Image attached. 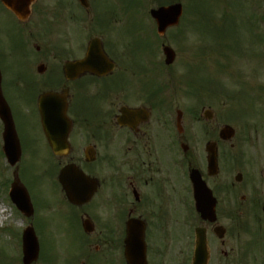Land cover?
Masks as SVG:
<instances>
[{"label": "flooded vegetation", "instance_id": "flooded-vegetation-1", "mask_svg": "<svg viewBox=\"0 0 264 264\" xmlns=\"http://www.w3.org/2000/svg\"><path fill=\"white\" fill-rule=\"evenodd\" d=\"M129 1L35 0L21 20L0 0V91L22 148L0 185L18 230L36 231L40 253L32 264H195L197 231L206 236L205 264H264V152L260 159L256 147L222 139L227 118L212 104L200 106L204 97L190 95L181 107L177 96L164 93L154 64L163 60L164 43L155 31L137 53L111 46L105 32L113 23L120 29L128 23ZM66 5L74 20L57 21ZM122 32L117 41L129 44ZM27 93L34 126L10 104ZM42 97L45 113L39 109ZM4 132L0 118V158L7 162ZM204 136V146H194ZM36 147L49 156L45 174L53 192L46 207L31 188L36 182L25 179ZM71 164L91 178L89 184L78 174L61 177ZM195 169L215 198L214 219L197 209ZM16 175L30 194V215L9 197ZM85 187L92 192L87 200L79 195Z\"/></svg>", "mask_w": 264, "mask_h": 264}, {"label": "rangeland", "instance_id": "rangeland-1", "mask_svg": "<svg viewBox=\"0 0 264 264\" xmlns=\"http://www.w3.org/2000/svg\"><path fill=\"white\" fill-rule=\"evenodd\" d=\"M163 1L171 0H143V3L130 0L128 23L121 24V29L118 23H113L110 26L112 29L105 32V37L108 41L110 39L111 46L118 50L122 47L129 48L132 53L141 50L147 44L143 36L151 38L156 29L153 19L149 16L150 9L157 7V4ZM179 1L184 5L180 24L169 28L163 38V41L176 51V60L170 66L163 62L164 58L154 61V64L157 63L155 67L160 69L161 78L165 79L164 93L177 96L180 106L183 107L189 102L190 95L196 96L193 91L197 90L205 100H201L200 106L214 105L218 116L224 114L227 122L235 126L237 133L231 142L237 146L256 147L261 159L264 152V124L262 127L264 118L259 115L260 107L264 108V98H260V93L264 90L263 0ZM52 6L47 13L54 11ZM72 10L71 6H64V11L57 13L56 20L60 22L74 20L70 17ZM253 14L256 16L254 17ZM124 25L126 27L123 28ZM117 28L121 35L122 31L126 30L129 44L117 41L120 34L116 31ZM5 31L6 28H3V32ZM21 45L20 38L16 46ZM0 47L3 48L1 45ZM18 61L14 60V62ZM22 62L23 60L20 63ZM6 72L9 73L10 69ZM29 96L28 93L16 95L11 99L10 104L16 115H24L29 119V125L34 126L33 114L28 112L29 110L26 111L29 109L27 105L31 109L34 108L29 104ZM256 99L257 103L259 101L263 103L262 106L260 104L259 107L254 103ZM221 104L226 108L220 107ZM186 121L190 124L189 117ZM188 128L190 131L191 128ZM29 131L35 133V130ZM205 141V136L197 137L194 146H204ZM228 148L231 150L229 145ZM28 157L30 158L27 166L29 173L25 175V179L36 182L34 187H30L39 204L43 205L46 197L51 199L50 193L53 192L52 187L47 184L45 174L50 167L48 152L43 147L31 148ZM263 164L264 156L260 165L264 167ZM4 170L5 165L0 158V181L4 176ZM234 174L236 171L232 172L233 176ZM228 176H231L230 173ZM30 184L33 183L30 181ZM4 192L0 185V264H22V254L20 257L17 256L20 246L14 230L7 229L10 226L19 228V225L15 210L6 202ZM44 204L45 207L49 206L46 202ZM2 208L7 211L4 217H2Z\"/></svg>", "mask_w": 264, "mask_h": 264}, {"label": "water", "instance_id": "water-1", "mask_svg": "<svg viewBox=\"0 0 264 264\" xmlns=\"http://www.w3.org/2000/svg\"><path fill=\"white\" fill-rule=\"evenodd\" d=\"M153 15L157 18L160 28L162 30H165L167 25L176 23L179 19V17L182 14V5L181 4H175L170 7H162L158 10L152 11ZM165 53L167 55V63H172L174 60V52L171 48L166 47ZM0 113L3 116V118L6 121V132L7 134H13V126H12V119H11V113L10 109L5 102L3 98H0ZM232 129L230 127H227L223 131V135L226 137H230L232 134ZM14 136V135H13ZM11 148L16 149L18 152L19 146H6V150L10 151ZM89 184V183H86ZM195 184L196 189L198 192V207L200 208V211L204 218H211L214 219V207H215V199L212 197V193L207 187L205 186L204 182L201 180L200 175L197 173L195 176ZM90 188H85V197H89L91 195ZM212 197V199H210ZM211 208V210L209 209ZM34 233L30 229L25 233V244H24V261L26 264H30L33 260L37 258L38 255V244L35 241V236H33ZM201 244H203V247H200V260L202 261L204 259V246H205V237L202 236Z\"/></svg>", "mask_w": 264, "mask_h": 264}]
</instances>
